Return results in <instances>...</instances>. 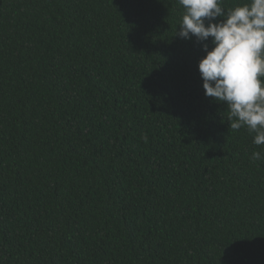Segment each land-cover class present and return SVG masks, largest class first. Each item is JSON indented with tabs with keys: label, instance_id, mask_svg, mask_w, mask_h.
Returning <instances> with one entry per match:
<instances>
[{
	"label": "trees",
	"instance_id": "obj_1",
	"mask_svg": "<svg viewBox=\"0 0 264 264\" xmlns=\"http://www.w3.org/2000/svg\"><path fill=\"white\" fill-rule=\"evenodd\" d=\"M183 12L0 0V264H264V145L204 95Z\"/></svg>",
	"mask_w": 264,
	"mask_h": 264
},
{
	"label": "clouds",
	"instance_id": "obj_2",
	"mask_svg": "<svg viewBox=\"0 0 264 264\" xmlns=\"http://www.w3.org/2000/svg\"><path fill=\"white\" fill-rule=\"evenodd\" d=\"M177 2L184 12L176 35L195 37L205 52L198 62L204 95L226 103L231 129L246 127L264 145V0L230 9L221 0ZM251 159L264 156L254 151Z\"/></svg>",
	"mask_w": 264,
	"mask_h": 264
}]
</instances>
